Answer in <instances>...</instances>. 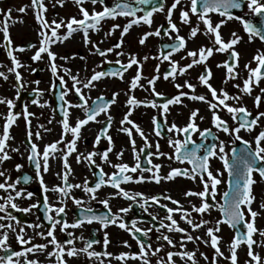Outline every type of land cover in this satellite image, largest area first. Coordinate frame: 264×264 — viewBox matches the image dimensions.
Wrapping results in <instances>:
<instances>
[{"label":"snow or ice","instance_id":"6c2138e0","mask_svg":"<svg viewBox=\"0 0 264 264\" xmlns=\"http://www.w3.org/2000/svg\"><path fill=\"white\" fill-rule=\"evenodd\" d=\"M85 2L86 0H75L80 18L71 17L65 22L64 19L47 20L45 18L47 7L44 0H30L35 21L39 25L38 35L40 39L38 46L29 44L28 47L35 48L34 54L31 56L33 61L43 59L42 54L47 55L51 74L59 79L62 90L57 99L63 102L60 105V112L63 116L60 121L62 130L58 140L45 144L41 150L40 146L32 139L33 136L37 140L42 138L40 131L35 133L31 131L29 117L34 114L28 112L27 106L24 107L23 116L28 126L26 159L34 163L35 166V179L42 190L43 220L48 222V227L45 229L43 224L39 222V218L36 222L22 225L21 221L11 211L29 213L32 209L40 208V199L28 207H20L15 202L18 198L31 199L33 197L32 192L18 188L21 180L27 184L31 177L24 175L22 178L17 177L16 180H12L10 175L5 174L7 169L0 171V178H3L0 181V193H2L0 194V213L3 214L0 215V264H42L41 260L36 258L38 254L45 257L47 264H67L65 256L71 258L80 255L86 256L93 264L96 262L105 264V258H109L107 264H112L113 259L121 262V264H127L128 260L138 261L139 264H153V257L156 258L155 264H199L197 251L200 243L213 250L211 257L203 252L199 253L207 264H218L219 258L229 261L230 264H239L238 249L241 246L246 247L248 259L245 264H264V258L253 250L254 245L257 247L264 246V229L256 226L257 218L264 216V194L258 200L254 192V186L257 183L264 184V123H262L264 111H258L253 115L241 103L243 97L245 95L251 96L254 88L258 87L260 82L264 80V50L257 49L251 60L244 64L243 67L247 71V75L241 77L237 71L240 54L235 46L242 41L243 37L233 31L230 33V38L225 40L220 31L222 25L235 20L242 26L243 32L247 35L248 43L257 39L264 43V2L261 0H189L187 5L182 6L181 0H172L170 6L166 7L164 0H160L158 4L154 0H113L110 5L106 0H87L93 5L91 11L83 6ZM56 3L62 6L64 0H56ZM97 4L101 6L99 11L95 8ZM144 5L150 7L147 9L141 7ZM245 5L249 14H257L261 18V27H257L243 16L233 13V10L241 9ZM27 8L28 6H22L17 11L24 13ZM174 10H178L179 22L189 26L190 38L196 37L201 32L202 25L203 35L208 37L211 46H200L197 49L186 50V37L180 35V28L173 21ZM11 11V8L7 9L6 12L0 10L2 12L0 33H2V39L5 42L4 50L11 62L8 72L14 74L17 87L16 94L19 96L20 90L25 87L26 82L23 81L21 72L17 69L26 66L18 60L14 53L16 51L23 52L25 48L13 47L9 30V23L13 20ZM156 13L165 14L167 28L161 25L153 31H146L138 42L140 45H144L149 37H160L162 31L163 36L169 38L170 42L162 45V48L170 49V51H159L153 58L161 62H168L169 70L163 74V79L169 81L171 78L173 87L177 89V93L171 98L165 99L163 103H157L156 99L148 100L145 98L140 100L131 94L137 88H144L145 91H150L154 97L164 96L163 93L157 92L155 89L157 80L161 78L159 64L154 69L156 74L146 79L148 87L145 88V85L141 84V80L145 79L141 72L143 61L150 58L147 55L141 60L137 55L128 53L126 63L116 59L114 63L119 65L118 68H109L106 71L93 69L92 74L86 80L80 79L79 73L73 74L71 69L65 68L63 71L72 82L70 88L65 77L58 76L59 67L55 63L56 54L51 51L52 45L57 42L63 43L74 33L80 32L83 43L85 45L91 44V54L101 57V64L111 63L106 59L108 54L115 52L117 57L126 55L122 50L125 34L129 33L133 26L146 25L151 28ZM213 15L220 19L214 22ZM192 17L196 19L195 25L191 23ZM118 18H123L126 22L123 25L113 23L104 33V37H110L117 29H120L119 42L102 49L98 42L91 40L90 32H99L102 22L116 21ZM19 22L22 23L23 21ZM61 28L66 30L63 34L59 32ZM181 50H186V55L182 59L190 61L184 65H180L178 61L172 59V55ZM214 52L228 54L229 59H225L217 67H223L226 70L222 81L224 84L238 78L241 80V83L233 84V87L237 89L235 94H229L223 87L217 89L211 83L212 72L208 69L206 62ZM60 59L67 60L69 57H60ZM253 63L255 67L252 66ZM134 65L136 72L129 81L126 100L128 111L121 119L120 124L122 126L119 129L129 138L134 162L131 165L127 162L113 163L109 159V154L113 150V140L109 135V128H111L113 120L109 114V109L111 105L116 103L118 93H113L109 100H105L101 95L91 100L90 104L91 97L86 95L84 90L90 91L96 87V82L106 77L123 79L124 73ZM197 65H204V71L198 75L197 80L199 85L206 88L207 94H196L197 85L189 80H184L183 83L176 82L177 77L184 76L189 69ZM32 71H36V69H32ZM0 78L7 80L8 75L0 71ZM32 83L39 85L40 81H33ZM55 87V82H53L50 89ZM182 89H188L190 92ZM32 91L37 96V99L32 100V104L39 107L48 105V101L40 102L39 97L43 95V90L37 87L33 88ZM259 91L260 94L253 97V103L257 109L264 100V88H260ZM69 92L74 93L79 98L78 103H72L66 99ZM182 98L204 103L210 113L211 127L200 128L197 121H202L204 117L200 115L199 109H189L188 119L182 126L175 122L169 124L167 114L171 111V106H186ZM0 104H5L8 109L4 116L2 132H0V164H3L11 159L9 148L11 152H19L18 148L10 147L8 144V141L12 139L10 127L16 122L19 113L13 112L14 101L12 99L0 97ZM141 105L157 109L158 114L164 117V121L161 123L157 116H153L151 123L156 137H161L166 129L167 143L172 149L171 153L162 152L159 142L153 145L143 129L129 118L133 108ZM72 108L83 111V118H77L74 123L70 121V109ZM221 112H226L229 115L231 124L220 115ZM101 113L106 118L103 122L97 120ZM89 122L102 124L99 133L95 136L93 148L95 149L101 139H105L108 146L103 152L93 150L85 154L77 151L81 129ZM125 124L130 127L123 126ZM39 127L43 128L44 126L40 125ZM44 130L49 131V129ZM242 131L248 133L251 139H245L241 135ZM133 132L143 140V145L139 149H137L136 141L133 138ZM220 133L229 138L227 142L219 138ZM194 134L200 138L199 142L193 138ZM66 136H70V139H66ZM237 142L241 147L237 148ZM229 145L231 146L229 147ZM153 147L155 151L152 150ZM226 149L228 150L226 151ZM73 153H77V163L84 162L90 168L98 169V172H93V176L97 178L92 186H90L87 178L81 183L69 182V176L72 175L73 169L69 164L68 157ZM115 155L117 161H120L123 150ZM97 156L101 161L100 164L96 163L95 158ZM142 156H144L147 166H142ZM160 157L174 161L182 167H170L165 175H161L163 165L153 162L154 158L159 159ZM50 159H60L62 162V171L56 173L60 183L51 188L46 185L43 179V174L50 170ZM214 159L221 162L223 170L212 168L211 162ZM103 164L109 165L113 171L111 173L105 172L102 167ZM22 167L21 164L15 165L17 171L21 170ZM144 173L149 175L146 176ZM225 173L227 174L226 181L224 180ZM178 176L199 181L201 190H187L183 193L185 198L196 197L200 201L198 205L189 200V207L185 208L179 200L174 199L166 192L145 195L139 191L130 192L123 187L129 183L154 182L160 184L162 180L171 181ZM257 176L259 181L256 179ZM221 184H226L227 190L219 193ZM106 186L111 187L114 191L105 198H99V191ZM74 189H79L84 195L82 197L74 196ZM49 192L55 194V201L50 200ZM218 193L220 195L219 201L217 200ZM117 197L131 201V203L127 207H120L116 212H113L110 201ZM68 200H71L79 210V215L74 217L71 222L68 221L66 212ZM93 201L102 205L106 211L97 213L91 206ZM161 201H169L175 207H169L168 204L161 203ZM133 204H137L146 213H148L149 207L158 206L159 209L165 211V215L159 217L158 214L148 213L151 221L157 222L148 228L138 227L139 221L137 219H133L129 225L125 221L124 215L130 211ZM254 204L256 205L255 208L253 207ZM214 208L219 211L220 217L214 221L204 219L205 214H210ZM193 213L198 214V220L193 217ZM177 215L179 220L175 218ZM3 221H7V223ZM181 221L187 224L189 228L181 227ZM94 223L98 224L100 229H107L110 225L118 226L135 240L138 251L120 252L116 255L107 251L110 244L107 231L104 232L102 250L96 251L93 245L99 241L95 239L86 240L82 234L77 235L74 231L83 228L86 224L92 225ZM210 224L211 226H209ZM221 225H226L233 231V236L227 244V256L220 246L222 237L218 233L221 232ZM26 228L32 229L33 235H28ZM202 228L204 229L203 236L192 234ZM69 229L73 231H69ZM161 229L164 231L161 232ZM57 230L65 234L67 239L59 240L56 236ZM152 232L158 233L155 247L150 236ZM170 233L179 234V240L174 239ZM257 234L261 237L259 241L254 239ZM10 235L19 246L18 249L12 248ZM36 237H39L42 242L33 243ZM77 241H82L83 247L78 248L76 246ZM188 243L197 245V247L188 250ZM122 244L124 247L131 248L127 240L122 241ZM165 245L168 246L167 250Z\"/></svg>","mask_w":264,"mask_h":264},{"label":"flooded vegetation","instance_id":"af4514ba","mask_svg":"<svg viewBox=\"0 0 264 264\" xmlns=\"http://www.w3.org/2000/svg\"><path fill=\"white\" fill-rule=\"evenodd\" d=\"M106 2L110 5L113 0H106ZM155 3H159L160 0H154ZM172 0H164V3L167 6H170ZM189 0H181V5H187ZM264 2V0H261ZM44 3L47 7V12L45 18L49 21L55 19L60 20L64 19L66 22L71 17L80 18L78 7L75 4V0H64L63 5L56 3V0H44ZM28 6L26 12L20 13L17 11L19 7ZM86 9L91 11L93 5L90 2H86L83 5ZM143 8H149V5L141 6ZM11 8V17L13 20L9 23V30L10 36L13 42V47H24L25 51L19 52L16 51L14 55L18 58V60L25 65L26 67L17 69V71L21 72L23 77V81L26 82L25 87L20 90L19 96H17V87L13 73L8 72V68L11 67L10 59L6 55V51L4 50L3 45L5 42L2 39V33H0V71L5 72L8 75V79L4 80L0 78V97L12 99L14 101V108L13 112L19 113L17 116L16 122L10 127V135L12 139L8 141L10 147H15L19 149V152H11L9 148V152L11 155V159L5 161L3 164H0V171L7 169L6 175H10L12 180H16L17 177H23L24 175H28L31 177L27 184H24L21 180V183L18 185V188H24L26 191L32 192L34 195L31 199H17L15 202L20 207H28L30 204L35 203L37 199L41 200V205L39 209H32L29 213H21L17 212L16 210H11L14 215L17 216V219L21 221L22 225H26L28 223H33L37 221L39 218V222H41L46 229L48 227V222L43 220V204H42V190L40 189L38 181L35 179V166L34 163L29 162L27 157V147L28 141L26 132L28 130V126L26 125V121L23 116L24 107L27 106V110L34 115L29 117L30 121V128L33 133L36 131H40L41 139L37 140L35 136L32 137L33 141H35L41 148L45 144L51 143L55 140H58L61 134V124L60 121L63 119V116L60 112V105L63 103L62 101L57 99L58 94L60 93L61 86L59 83L58 77H53L50 71V62L46 54H42L43 59L38 61H33L31 56L34 54L35 48H29V44H33L38 46L39 42V25L35 21L34 18V11L30 7V0H0V10L6 12L7 9ZM97 11L100 10L101 6L99 4L95 5ZM234 14H238L243 16L244 18L248 19L251 23L256 25L257 27H261V18L257 14H249V10L247 9L246 5L242 6L241 9L233 10ZM0 17H2V12H0ZM178 10H174L173 14V21L177 23L178 27L180 28V35L185 36L187 40L186 50H193L197 49L200 46H211V42L209 41L208 37L203 35L201 25V32L194 38H190L189 36V26L183 25L178 20ZM220 18L218 16L213 15V21H217ZM19 21H23L22 23ZM126 21L123 18H118L116 21L107 20L102 22V27L99 32H90L91 40L94 42L99 43V47L107 48L112 46L114 43L119 42L120 38V29H117L112 36L105 38L104 33L108 31L110 26L113 23L123 25ZM191 23L193 25L196 24L195 17H192ZM163 25L164 28H167V22L165 19L164 13H156L154 15V22L149 28L146 25L142 26H133L130 29L129 33L125 34L123 37V44L122 50L126 53L125 56L117 57L115 52L108 54L107 61L111 63H103L101 64L102 58L93 55L90 52L91 44L85 45L83 43L82 34L80 32L74 33L70 38L65 40L63 43L57 42L56 44L51 46V51L56 54L55 63L59 67L58 76H64L65 80L67 81L68 87H71V81L65 75L63 69L69 68L71 69L73 74L79 73V77L82 80H86L91 74L93 69L96 71L100 70H108L109 68H118L119 65H116L114 62L116 59H120L122 62L127 61L128 53H132L137 55L138 58L141 60L144 56H149L150 58L147 61H143V65L141 68L142 76L145 79L141 80V84L145 85L147 88L146 79L151 78L155 75L154 69L156 65L159 64V75L160 79L157 80L155 84V89L157 92H161L164 94L162 97H154L150 91H145L144 88H137L132 91V95H134L137 99L144 100L147 98L148 100L156 99L157 103H163V101L167 98H171L173 95L177 93V89L173 87V83L171 82V78L169 81H165L163 79V74L169 70L168 62L167 61H159L154 59L159 51L168 52L170 49L162 48V45L165 43H169V38L163 36V31L160 37L151 36L147 39L144 45L139 44V39L146 31H153L155 28ZM66 30L61 28L59 32L63 34ZM221 33L225 40L230 38V33L235 31L240 36L243 37L242 41L235 46L236 50L239 52V61H238V69L240 76L244 77L247 75V71L244 69V64L251 60L252 56L255 54L257 49L264 50V43H261L258 39L254 40L251 43L247 42V35L243 32L242 26L239 24L238 21L232 20L228 21L226 24L222 25ZM103 41V42H100ZM186 50H181L178 53H174L172 55V59L179 62L180 65H184L190 62L188 59H182L186 55ZM60 57H69L67 60L60 59ZM83 57V59H81ZM225 59H229L227 53H219L214 52L213 55L208 59L206 62L208 69L212 72V79L211 83L217 89L223 87L225 88L229 94H235L237 89L233 87V84L241 83V80L238 78L234 81H229L227 84H224L222 81L224 80L225 69L223 67H217L218 64H221ZM100 65L99 67H97ZM255 67V64H252ZM32 69H36V71H32ZM204 71V65H197L194 66L192 69H189L188 72L184 76L177 77V81L179 83H183L184 80H189L191 83L196 84V94H207V90L205 87L198 84L197 77L198 75ZM136 66L134 65L131 69L124 73V78L120 79L119 77H110L104 78L99 82H96V87L89 90H84L86 95L90 96L91 99L89 103L91 104V100L96 99L99 96H103L105 100H109L112 97L113 93H118L116 96V103L111 105L109 109V114L112 116V126L109 128V135H111L113 140V150L112 153L109 154V159L113 162H127L128 164H133V154L131 150V144L129 142V138L126 134L119 131L121 119L128 111V106L126 104L127 94L129 89V81L132 76L135 75ZM33 81H40L39 85L32 83ZM55 82L56 87L54 89H50V85ZM39 88L43 90V95L39 97L40 102L48 101V105L45 107H39L38 105L32 104L33 99H37L36 94L32 91L33 88ZM264 88V80H262L258 87L254 88L252 95L247 96L245 95L241 101L247 109L255 115L258 111H264V100H262L259 109H257L253 103V97L260 94L259 89ZM183 91H189L188 89H182ZM211 97L209 96V99ZM72 103H78L79 98L72 92H69L67 97ZM183 103L186 106L181 105H174L171 106V111L167 114V122L170 124L172 122L177 123L178 125H183L189 116V109H199L200 115L204 117L202 121L198 120L199 126L201 129L205 127H211L210 124V113L207 109V106L202 102L192 101L187 98H182ZM229 103H232L229 101ZM7 106L5 104H0V132H2V125L4 123V116L7 113ZM71 116L70 121L75 122L77 118H83V111L78 108L70 109ZM220 115L228 120L231 124L232 121L229 118V115L226 112H221ZM153 116H157V119L163 123L164 117L158 114L157 109L146 107L141 105L139 107H135L132 110V114L129 117L134 123L139 125L145 134L148 136L150 142L153 145L156 142L160 144V150L162 152L171 153L172 149H170L167 143V132L166 129L162 133L161 137H156L153 133V125L151 123V118ZM105 115L103 113L97 117L98 121H105ZM49 121H51L49 123ZM264 123V121H262ZM43 125V128L39 126ZM125 127H130L129 125H123ZM102 127L101 123L97 122H89L88 125H85L81 129V138L77 142V151L78 153H87L89 151H98L103 152L108 144L107 140L101 139L100 143L93 148V142L95 136L99 133ZM44 129H49V131H45ZM215 132V129H213ZM241 135L245 139H251V136L246 132H241ZM66 139H70V136H66ZM133 138L136 141L137 149H139L143 145V140L141 137L133 132ZM197 142H199L198 135L194 134L193 137ZM219 138L228 141V137H226L223 133L219 134ZM215 142V141H213ZM231 145H229L230 147ZM237 148L241 147V145L237 142ZM123 150V155L120 157V161H117L116 153ZM155 151V148L152 149ZM228 149H226L227 151ZM147 151V150H146ZM76 155L77 153H73L68 157L69 164L73 169L72 175L69 176L70 183H81L85 178L89 180L90 186H92L95 182L97 177L93 176V172H98V169L95 167H89L84 162L77 163L76 162ZM96 163L100 164L101 161L99 157L96 158ZM142 166H147L146 160L144 156L141 158ZM154 163H161L163 165L161 169V175H165L169 170L170 167H182L181 165L175 163L174 161H168L165 157H160L159 159L154 158ZM16 164L23 165L22 169L17 171L15 169ZM213 169H222V164L218 160H212L211 162ZM102 167L104 168L105 172L111 173L113 169L107 165L103 164ZM62 171V162L60 159H50V170L47 173L43 174V179L46 185L51 188L53 185L60 183L59 177L56 173ZM144 175H149L148 173H144ZM3 178H0L2 181ZM256 179L259 181V177L257 176ZM224 180H227V174L224 175ZM126 190L130 192L139 191L144 193L145 195H155L158 193H168L174 199L179 200L185 208L189 207L188 201L191 200L193 204H199V200L196 197H189L185 198L183 193L187 190L199 191L201 190V185L199 181H193L185 177H176L171 181H161L160 184H156L154 182H145V183H129L123 185ZM226 189V184H221L219 186V193H222ZM114 190L111 187H103L99 193V198H105L109 193H112ZM254 192L257 196V199L264 194V184L257 183L254 186ZM217 194V200H220V195ZM2 194V193H0ZM50 200L55 201V194L49 192L48 193ZM73 195L76 197H82L84 194L79 189L73 190ZM212 202V201H209ZM131 201L122 199V198H114L110 201V207L112 208L113 212H116L120 207H127ZM161 203L168 204L169 207H175L169 201H161ZM91 206L97 213L106 211L103 209V206L98 204L97 202L93 201ZM213 210H216L215 208ZM218 211V210H216ZM67 219L71 222L74 217L79 215V210L77 207L72 203L71 200L67 201ZM148 213L158 214L159 217H163L165 215V211L158 208V206H152L148 208ZM148 213L144 212L137 204H133L130 211L124 215V219L127 223H131L133 219H137L139 221L138 227L140 228H148L151 227L153 222L151 221V217ZM219 213V211H218ZM0 215H3L0 213ZM194 218L197 219V214H192ZM179 220V216L175 217ZM7 223V221H3ZM180 226L184 228H189L187 224L184 222H180ZM230 229V228H229ZM191 230V229H189ZM28 235H33V230L30 228H26ZM69 231H73L69 229ZM77 235L82 234L83 237L87 239H95L99 241V243L94 244L93 248L96 251L102 250V241L104 232L107 231L110 244L107 247V251L112 252L114 255L119 254L120 252H136L138 251V246L135 240L132 239L131 235L124 230L120 229L118 226L110 225L107 229H100L98 224L92 225H85L83 228H79L74 230ZM164 229H161L163 232ZM232 231V230H231ZM233 233V231H232ZM139 235V234H137ZM158 233L152 232L150 236L152 238L153 246H156V236ZM173 235L174 239L179 240V234L170 233ZM56 236L59 240L63 241L67 239L66 235L60 233L58 230L56 232ZM127 240L128 243L131 245V248L124 247L122 241ZM42 242L39 237H36L33 240V243ZM10 243L13 249H18V245L16 244L14 238L10 235ZM76 246L83 247L82 241H77ZM192 243L187 244L188 250H193ZM165 249H168V246L165 245ZM50 250V249H49ZM175 250V249H172ZM162 254V253H161ZM31 258V257H30ZM39 260H41L42 264H47V260L43 255H37ZM67 264H93L86 256L80 255L78 257H66ZM107 259L105 258V264H107ZM153 259V264H155V257ZM98 264V262H96ZM112 264H121L116 260H112ZM127 264H139L138 261L128 260Z\"/></svg>","mask_w":264,"mask_h":264},{"label":"rangeland","instance_id":"374dc122","mask_svg":"<svg viewBox=\"0 0 264 264\" xmlns=\"http://www.w3.org/2000/svg\"><path fill=\"white\" fill-rule=\"evenodd\" d=\"M253 207L255 208L256 205L254 204ZM219 217H220V213H218V211H216V210H212L210 214H205L204 219H209V220L214 221V219H217ZM198 219H199V216H197V220ZM209 226H211V224ZM256 226L260 229H264V216H260L257 218ZM192 234L194 236L195 235L203 236L204 229L202 228L196 232H193ZM218 234L222 237V241H221V245H220L221 250L224 251L225 256H227L228 255L227 244L230 241V239L232 238L233 233H232L231 229H229L226 225H221V232ZM254 239L259 241L261 239V237L257 234L254 236ZM192 245H193L192 246L193 249H195L197 247V245H194V244H192ZM198 249L199 250L197 251V259L199 261V264H207V262H205L204 259L202 257H200L199 253L203 252L206 255H208L209 257H211L213 250L210 247H208L202 243L198 244ZM253 250L255 252H258L261 255V257L264 258V246L257 247L254 245ZM238 259H239V264H245V261L248 259L247 255H246V247L241 246L238 249ZM218 264H230V262L223 259V258H219Z\"/></svg>","mask_w":264,"mask_h":264}]
</instances>
